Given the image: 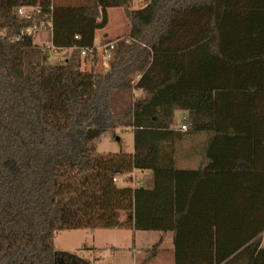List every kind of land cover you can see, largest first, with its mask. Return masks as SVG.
Wrapping results in <instances>:
<instances>
[{"label": "trees", "instance_id": "trees-1", "mask_svg": "<svg viewBox=\"0 0 264 264\" xmlns=\"http://www.w3.org/2000/svg\"><path fill=\"white\" fill-rule=\"evenodd\" d=\"M26 6L41 12L19 16ZM132 7L91 0L81 10L89 24L64 27L58 0H0V264H88L59 254L56 235L124 228L173 233L180 264L196 254L180 247L198 227L234 245L203 252L207 264H264V0ZM112 8L129 43L103 72L96 36ZM45 30L50 42L39 45ZM56 52L63 61L49 64ZM179 111L188 132L172 129ZM117 128L132 131L134 152L97 153ZM189 133L209 136L203 170L177 169L175 146ZM134 171L152 173L153 187L114 182Z\"/></svg>", "mask_w": 264, "mask_h": 264}, {"label": "rangeland", "instance_id": "rangeland-1", "mask_svg": "<svg viewBox=\"0 0 264 264\" xmlns=\"http://www.w3.org/2000/svg\"><path fill=\"white\" fill-rule=\"evenodd\" d=\"M146 1L148 0H133L132 9H140L144 7L146 5ZM58 2L60 13L62 12V14L57 17L58 19L55 17V20H57L60 26H87L89 24L82 18L81 10L83 7L87 6L91 0H58ZM108 16V26L104 30L98 31L96 36L101 46H106L109 43L118 41V39H113L127 35L128 29L130 28L122 9H109ZM104 33L109 34L108 40L103 38ZM50 37V30L40 31L36 34V43L39 45H47L50 42ZM125 38L126 37L120 38L119 40ZM63 57V54L56 57L55 54L51 53L48 58V63L53 65L61 63L63 61ZM100 66L102 71L105 72L106 68L103 66L102 57ZM88 68V64L83 65L84 71L88 70ZM140 96V92H137L134 100H138L141 98ZM184 114L185 113L182 111L177 112L176 120L178 123H182L185 119H183ZM96 149L99 154H131L134 152L133 133L130 130H124L122 128L109 130L97 143ZM185 166L189 167L191 164L188 163ZM145 178H147L146 173L138 171L135 177L126 178V176L122 175L117 179L119 181L118 184L121 187H124L129 185H142L146 183ZM130 182L132 183L130 184ZM145 235H147V237H153L150 232L136 231L134 233L133 229L129 228L112 230L99 229L96 231H63L56 235L54 243L59 254L63 253L71 255L76 258L75 261L78 260L79 263L127 264L132 263L133 257H135L137 253L141 252V248H143L141 238H145ZM154 240L155 238H153L152 242H149L146 245L148 247L144 248L146 250L150 249V251H153V248H156L155 242L157 241ZM148 254L150 255L151 253Z\"/></svg>", "mask_w": 264, "mask_h": 264}, {"label": "crops", "instance_id": "crops-1", "mask_svg": "<svg viewBox=\"0 0 264 264\" xmlns=\"http://www.w3.org/2000/svg\"><path fill=\"white\" fill-rule=\"evenodd\" d=\"M130 28L128 29L127 35L120 36L118 38H115L113 40H117L120 38L127 37L129 34ZM103 38L105 40H108L109 34L104 33ZM112 41V40H109ZM96 46H101V44L98 42V39L96 38ZM56 54V53H55ZM60 55H65V52H59ZM140 97H144L141 95ZM175 114V126L172 128L176 131H180L181 122H177ZM187 117V114L185 113L183 116V119ZM181 132V131H180ZM183 133V132H182ZM246 135V134H245ZM184 138L176 144V166L179 170H185V171H199L203 170L208 166V158H207V148L209 143V136L206 133H189L188 135L183 136ZM249 137V136H248ZM247 138V135L246 137ZM247 148L244 147V150ZM188 163L191 164V166L186 167ZM258 171L264 170V165H257ZM146 177L144 185L147 188L153 187V175L150 172H146ZM262 179H260V182ZM197 205V202H195ZM194 203V205H195ZM260 205H263V202H260ZM202 206L204 209V212L210 211V208H212L211 202L203 201ZM200 215V214H198ZM206 213H203V218H205ZM259 219H263L260 218ZM134 231V230H133ZM136 231H134L135 233ZM243 232V230H242ZM153 237H150L145 235V238H141L143 245V248H141V252L137 253L135 257H133L132 263L127 264H177L176 263V253H175V236L173 233H167L163 234L160 232H150ZM190 239L185 240L183 238V246L180 248L182 250L190 251L191 253H196L195 255L187 258L185 261H181L180 264H207V257H203L202 253L204 252H211L216 250H228L232 246L230 243H223L221 240L219 234L215 230H209L204 227H198L195 229H189L188 232ZM244 236V235H243ZM153 238H155V247L153 248V251L146 250L144 247L149 242L153 241ZM259 238H263L264 240V233H261L259 235ZM242 240H244L242 238ZM217 244H220L219 248H217ZM153 246V245H152ZM164 248H163V247ZM162 247V248H161ZM262 247V245H261ZM155 249V250H154ZM148 253H151L150 255ZM210 259V258H208ZM210 262V261H209Z\"/></svg>", "mask_w": 264, "mask_h": 264}, {"label": "built area", "instance_id": "built-area-1", "mask_svg": "<svg viewBox=\"0 0 264 264\" xmlns=\"http://www.w3.org/2000/svg\"><path fill=\"white\" fill-rule=\"evenodd\" d=\"M40 12H41L40 7H33V6L20 7L17 10L18 15L21 17H25V18H31L33 14H39ZM53 23H54V19L51 17V22H50L51 27L53 26ZM32 32H33L32 29H27L26 31L22 32L18 37L12 38V41L21 40L23 37H25L27 35H31ZM119 42L129 43L128 40L122 39V40H118L116 42L109 43L106 46H95V51L101 53L102 63H103V66L106 68L105 69L106 71L109 69V60L111 58L112 52L114 51L116 44ZM93 51H94V49L90 52H93ZM87 54H88V52L86 50L82 51V56H86ZM55 56L59 57L60 56L59 52H56ZM187 122H188V120L186 118L182 121L181 127H180L181 132H188L189 125ZM137 172L138 171H134L130 175V177H135ZM143 173H146V172H143ZM134 181H136V180H134ZM114 182L118 183L119 181L116 178V179H114ZM262 247H264V240H263Z\"/></svg>", "mask_w": 264, "mask_h": 264}, {"label": "water", "instance_id": "water-1", "mask_svg": "<svg viewBox=\"0 0 264 264\" xmlns=\"http://www.w3.org/2000/svg\"><path fill=\"white\" fill-rule=\"evenodd\" d=\"M148 2H149V3H152V2H153V0H148Z\"/></svg>", "mask_w": 264, "mask_h": 264}]
</instances>
